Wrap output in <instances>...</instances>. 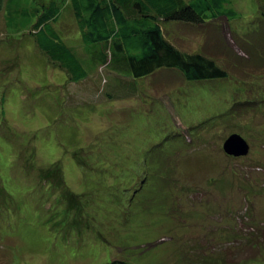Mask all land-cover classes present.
<instances>
[{"label":"rangeland","instance_id":"obj_1","mask_svg":"<svg viewBox=\"0 0 264 264\" xmlns=\"http://www.w3.org/2000/svg\"><path fill=\"white\" fill-rule=\"evenodd\" d=\"M231 2L234 20L165 24L226 78L118 88L70 82L35 44L63 0H0V264H264V1ZM234 133L246 154L225 152Z\"/></svg>","mask_w":264,"mask_h":264},{"label":"trees","instance_id":"obj_2","mask_svg":"<svg viewBox=\"0 0 264 264\" xmlns=\"http://www.w3.org/2000/svg\"><path fill=\"white\" fill-rule=\"evenodd\" d=\"M63 3V7L54 3L46 7L29 33L48 61L64 70L70 82L94 83L98 76L102 84H109L110 78L121 88L127 84L124 78H141L158 70L165 74L178 70L188 80L228 76L215 59L201 50L183 51L166 34L165 24L203 25L234 20L239 13L231 0H63ZM64 19L73 27L69 38L59 25ZM82 89L81 86L77 91ZM248 103L235 102L227 115L234 110L239 112V107ZM104 264L131 263L115 258Z\"/></svg>","mask_w":264,"mask_h":264},{"label":"water","instance_id":"obj_3","mask_svg":"<svg viewBox=\"0 0 264 264\" xmlns=\"http://www.w3.org/2000/svg\"><path fill=\"white\" fill-rule=\"evenodd\" d=\"M223 147L226 153L238 156L246 154L249 151L250 145L241 134L234 133L227 137Z\"/></svg>","mask_w":264,"mask_h":264}]
</instances>
